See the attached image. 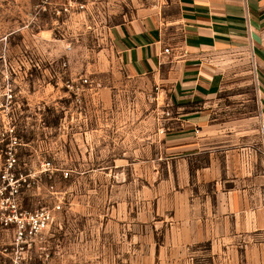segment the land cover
I'll return each mask as SVG.
<instances>
[{"label": "rangeland", "instance_id": "1", "mask_svg": "<svg viewBox=\"0 0 264 264\" xmlns=\"http://www.w3.org/2000/svg\"><path fill=\"white\" fill-rule=\"evenodd\" d=\"M29 1L0 0V31L11 32L10 59L18 44L24 62L34 59V68L24 65L19 78L24 140L32 139L34 126V141L18 150L15 166L30 182L21 186L20 202L34 208L61 205L54 209L45 241L34 243V254L45 258L50 251L57 264L76 259L97 264V251L102 264H127L130 254L134 264H167L186 256L177 252L180 248L185 254L195 250L194 255L197 248H209L165 244V238L188 235L195 222L220 219L209 209L208 194L218 181H212L214 174L218 188L233 190L264 173V102L250 47L223 46L214 52L223 82L209 105L204 135L172 139L169 130L178 123L168 85L131 74L110 37L114 24L139 9L174 14V7H167L170 0H89L85 17L69 29L68 52L48 19L41 17L34 26L28 22ZM64 58L73 78L85 74L92 80L80 102L61 85L57 67L49 65ZM3 159L0 148V169ZM242 215L264 222L259 211ZM225 217L233 220L232 214ZM241 235L248 244L225 245L230 264H247V256H253L250 264H258L264 256V227Z\"/></svg>", "mask_w": 264, "mask_h": 264}, {"label": "crops", "instance_id": "2", "mask_svg": "<svg viewBox=\"0 0 264 264\" xmlns=\"http://www.w3.org/2000/svg\"><path fill=\"white\" fill-rule=\"evenodd\" d=\"M167 7H174L175 13L151 7L137 10L114 24L110 37L118 58L131 74L148 75L168 85L172 117L178 123L169 130L172 139L204 135L209 105L223 82V72L211 58L220 47H250L264 102V0H170ZM165 46H169L168 52L163 51ZM217 178L214 174L212 181H218L208 197L212 199L209 209L220 219L195 222L188 235L165 238V244H208L209 248H197L198 255L193 254L195 250L185 254L180 248L177 252L181 250V256H186L167 259V264H230L225 245L248 244L249 239L241 232L264 227V222L239 216L249 210L264 214V173L249 176L248 186L233 190L218 188ZM228 214L233 216L230 222L226 221ZM228 232L234 235L228 237ZM216 245L221 247L215 253L210 246ZM155 250L157 260L160 248ZM97 253V262L104 263L103 254ZM247 259L250 264L253 256ZM128 260L127 264H134L133 254ZM258 264H264V256Z\"/></svg>", "mask_w": 264, "mask_h": 264}, {"label": "built area", "instance_id": "3", "mask_svg": "<svg viewBox=\"0 0 264 264\" xmlns=\"http://www.w3.org/2000/svg\"><path fill=\"white\" fill-rule=\"evenodd\" d=\"M88 3L89 0H30L27 19L32 26L42 22L39 21L41 17L48 19L46 23L50 24L54 36L62 41L63 49L68 52L72 48L69 37L73 34L69 29L75 21L85 17ZM10 33L0 31V148L4 150L0 169V264H57L50 251L46 252L45 258L40 253L34 254V243L45 241L46 231L55 217L54 209L59 210L61 205L56 203L53 208H34L25 207L20 202L21 186L25 183L29 185L30 182L15 166L20 162L18 150L34 141V126L31 125L32 139L24 140L19 78L24 65L34 68V59L30 57L26 62L23 61L21 44H18L13 58L10 59ZM169 50V46L163 48L164 52ZM35 64L38 65V62ZM49 65L57 67L61 85L67 91H72L75 100L80 102L84 88L90 89L92 86L90 77L82 74L73 78L68 73L69 62L65 58L59 62H49ZM99 84L95 82L93 87L97 88ZM49 164V159L42 162L45 170L49 169ZM62 173L63 176H68V168H64ZM2 235H8L10 239L5 241ZM97 258L98 255L96 260ZM70 264L84 262L76 259Z\"/></svg>", "mask_w": 264, "mask_h": 264}]
</instances>
